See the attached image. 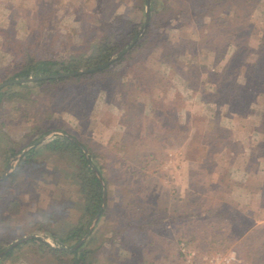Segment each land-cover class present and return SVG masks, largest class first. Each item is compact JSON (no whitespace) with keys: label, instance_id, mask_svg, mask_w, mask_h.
I'll return each mask as SVG.
<instances>
[{"label":"rangeland","instance_id":"1","mask_svg":"<svg viewBox=\"0 0 264 264\" xmlns=\"http://www.w3.org/2000/svg\"><path fill=\"white\" fill-rule=\"evenodd\" d=\"M72 1L0 0V84L22 58L6 36L36 40L33 50L42 54L89 52L95 35L91 11L112 28L108 42L116 53L110 60L130 44L124 53L131 49L132 28L142 17L134 0ZM177 9L180 21L154 22L151 41L120 64L128 72L127 86L117 87L109 78L91 93L75 90L69 99L54 91L31 95L53 112L54 119L42 122L54 125L59 118L64 129L38 134L14 154L6 146L17 148L41 124L17 120L11 103L0 110V241L12 239L11 244L34 235L51 247L66 248L35 226L39 219L63 222L78 216L77 186L69 174L75 164L44 151L19 166L33 145L67 131L96 152L108 181L105 187L97 172L105 192L100 212L105 206L108 211L99 214L91 231L102 223L115 229L120 220L130 218L137 225L141 219L144 231L134 234L145 244L148 264H264V85L256 77L264 71L251 74L264 50V0L240 6L230 0L190 24L183 23L190 18L186 6ZM222 71L224 78L215 75ZM137 113L140 118L133 120ZM212 128L223 141L217 146L204 141ZM13 201L19 206L10 213ZM218 212L240 217L236 221ZM159 214L166 218L155 222ZM104 232L110 235L108 228ZM154 238L159 244L152 247ZM39 263L26 247L4 261ZM98 263L115 264L103 256Z\"/></svg>","mask_w":264,"mask_h":264},{"label":"trees","instance_id":"2","mask_svg":"<svg viewBox=\"0 0 264 264\" xmlns=\"http://www.w3.org/2000/svg\"><path fill=\"white\" fill-rule=\"evenodd\" d=\"M148 1L149 17L147 24L144 26L147 0H134L135 7L138 11H140V13H142V17L138 24L139 27L135 25L132 28L131 36L135 39V41L132 44L131 49L121 56L111 60L104 67L69 76L50 77L28 82L10 83L0 88V110L5 107L4 105L7 103H11V110L14 111V115L17 120H35L41 124L39 128L32 130L29 135H26L24 142L20 146L17 148L13 145L6 146V151L19 154L26 145L37 139L38 134H44L52 129H64L57 123L59 118H55L56 122L54 125H48L42 122L45 119H54L52 117L53 112L50 110L49 106L47 107L39 103L36 104L33 97H31L32 94L38 93L40 95L49 96L54 91L60 93L61 95L63 94L64 99H69L72 92L75 90H80L81 94L91 93V89L97 85L102 86L109 78L115 80V85L117 87H125L127 86V80L123 81V77H126L128 72L123 71L124 67L120 66V64L128 59L126 57L132 50L145 47L151 41L153 32L152 25L154 22L157 26H163V23H170L173 25V21H180V12L177 8L179 5L183 4L187 8L184 12H186V14H190H188L190 18L185 17V19L189 20L183 23L190 24L193 20L199 21L203 17L211 15L219 6L226 4L230 0ZM234 1L237 2L238 6H240L249 4L254 0ZM72 3L81 5V0H73ZM56 9H58V7H54L50 12L47 10V13H54ZM89 15L93 17V30L95 32L94 44L91 46L92 49L89 52L73 49L69 51L67 50L64 54L59 55L48 53L42 54L40 52H34L33 50L34 46L38 44L36 40L33 42H27L25 40H19L6 36L7 45L21 53L22 58L16 62L15 66L3 74L1 82L59 73H71L78 70L96 68L108 62L116 53L113 48L109 46L108 42L109 35L112 32L110 29L112 28L107 29L103 26L104 21L101 17L102 14L100 16L97 12L91 11L89 12ZM181 25L183 24H178V26ZM137 36L138 38L136 39ZM219 48L221 49V47ZM258 55L257 60L253 64L255 67L251 73L252 75L257 74V71H264V50L260 49ZM117 67L120 68L117 69ZM215 75L224 78L223 71L217 72ZM256 77L259 84L264 85V76L259 77V75H257ZM137 81L139 82L137 87H139L141 85V79L137 77ZM64 88H67V93L64 91ZM68 89L70 91H68ZM140 91H142V89H140ZM260 93L264 98V88L260 91ZM122 96H124L123 92ZM89 99L90 97H88V100ZM139 118L140 115L137 113L132 119L138 120ZM65 132L67 133L65 136H60L48 142L33 145L30 150L20 157L19 169L26 165L38 153L44 151H47L58 158H65L66 160L72 159L75 164V167L69 174L73 176V181L77 186L76 200L73 204L77 206L76 208L79 213L78 216L74 221L63 222H59L57 220L48 222L44 221V219H39L36 221L35 226L37 230L47 231L60 246L63 245L66 246V248L51 247L38 236L30 237L23 240L22 243L11 247L7 252L2 254V256H0V264H4V261L7 258H9L16 250L23 247H26L32 254L38 256L40 260L39 264H100L98 263L99 256L109 258L115 264H121V261H127V264L145 262L146 260L143 257V253L146 251L143 247L145 244L141 241L137 242V238H135L136 236L134 234L137 230L144 231V223L141 219L137 225L134 224V220L132 221L130 218L127 220H120L119 225L116 226L117 228L115 229L107 227L109 225L105 223L99 224L90 232L89 236L83 242H81L73 250H68L69 248L75 246V244L83 238L90 226V223L101 208L103 190L97 172L101 175L105 187L107 186L108 181L101 171V164L97 159L98 157L96 152L92 151L91 148L88 147V145L77 135L67 131ZM204 139L207 144L210 143L214 146L223 143L213 128L207 130L206 134H204ZM90 163L95 169L90 166ZM12 175L14 174H10L5 180L8 181ZM18 206V202H10L8 204L9 212L15 213L18 210ZM107 211L108 208L105 206V208L100 212V215L106 216ZM217 214L225 215L224 217H229L236 221L238 220V217H240L239 214H235L233 212H218ZM156 217L157 219H155V222L156 220L162 221L166 218L160 214ZM148 224L154 225L155 223L151 221L148 222ZM106 228L109 229V236H107L104 232ZM11 241L12 239L0 241V252L8 246ZM149 244L154 247L153 244L158 245L159 242H157L156 238H154L150 240ZM146 245H148V242Z\"/></svg>","mask_w":264,"mask_h":264},{"label":"water","instance_id":"3","mask_svg":"<svg viewBox=\"0 0 264 264\" xmlns=\"http://www.w3.org/2000/svg\"><path fill=\"white\" fill-rule=\"evenodd\" d=\"M148 17H149V1L147 0V3H146V7H145V24L144 26L147 24L148 22ZM131 44L129 46H127L123 51H121L117 56H120L122 53H124L125 51H127L129 48H130ZM111 60H109L108 62L104 63L103 65L99 66V67H94V68H90V69H85V70H78L76 72H71V73H59V74H54V75H44V76H37V77H33V78H28V79H14V80H8V81H4L2 84H0V87L3 86V85H6V84H10V83H17V82H28V81H34V80H37V79H42V78H50V77H61V76H69V75H73V74H78V73H82V72H87V71H93L97 68H102L104 67L107 63H109ZM90 166L95 169L93 167V165L90 163ZM98 174V173H97ZM99 177V175H98ZM100 178V177H99ZM101 181V179H100ZM105 204V192H104V189H103V193H102V205L101 207H103ZM99 214H100V210L97 212V214L95 215L94 219H93V222L92 224L90 225L88 231L86 232V234L84 235V237L78 241L75 246H73L72 248H69L68 250L71 251L73 250L76 246H78L81 242H83L89 235L90 231H91V228L93 226V224L96 222L97 218L99 217ZM30 237H35L34 235H29L27 237H23L21 239H17L15 241H13L9 246H7L6 248H4L1 252H0V256L2 254H4L5 252H7L11 247L15 246L16 244L22 242L23 240L27 239V238H30ZM65 248V247H63Z\"/></svg>","mask_w":264,"mask_h":264}]
</instances>
